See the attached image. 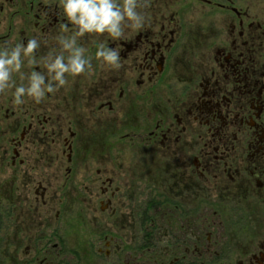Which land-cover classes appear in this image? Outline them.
<instances>
[{
	"label": "flooded vegetation",
	"instance_id": "1",
	"mask_svg": "<svg viewBox=\"0 0 264 264\" xmlns=\"http://www.w3.org/2000/svg\"><path fill=\"white\" fill-rule=\"evenodd\" d=\"M65 3L0 0V264L92 255L70 214L113 264H264V0H132L115 32Z\"/></svg>",
	"mask_w": 264,
	"mask_h": 264
},
{
	"label": "clouds",
	"instance_id": "2",
	"mask_svg": "<svg viewBox=\"0 0 264 264\" xmlns=\"http://www.w3.org/2000/svg\"><path fill=\"white\" fill-rule=\"evenodd\" d=\"M65 7L67 13L72 20H78V23L82 25L80 29L83 32L85 29L91 30L96 29L99 32H104L107 27L109 31L115 32L117 30L118 22L123 18V15H127L129 18L135 16L134 6L132 0H125L122 5H117L116 0H66ZM116 10H113V9ZM123 9V13L121 11ZM79 12L80 15L77 17L76 13ZM36 47L35 39L29 41L26 52L31 53ZM66 47H71V45H66ZM96 55L98 57H106L107 60H115L116 56L114 54H105V52L98 50ZM19 49L9 56L7 52H4L0 56V85L10 79V73L13 71V66L15 69H19L20 62L18 59ZM80 52L76 51L71 60L70 66H66L62 61L63 56L58 57L55 64L51 65L52 69H56V76L54 79H59L61 83H64L63 73L65 71H70L72 73H79L85 70L84 62L80 60ZM15 62V64H14ZM42 83V78L35 80L32 83L31 93H35L37 98H39L40 85ZM25 88L19 86L16 89V100L19 103L22 94H24Z\"/></svg>",
	"mask_w": 264,
	"mask_h": 264
},
{
	"label": "rangeland",
	"instance_id": "3",
	"mask_svg": "<svg viewBox=\"0 0 264 264\" xmlns=\"http://www.w3.org/2000/svg\"><path fill=\"white\" fill-rule=\"evenodd\" d=\"M138 9H139L138 7H136L134 9V12H135V16L133 17L134 18V24L136 23V21L138 19L136 17ZM138 170H141V168H139ZM137 173H139V171H137ZM137 181H139L140 184L136 182V185H138V186L140 185V189H138L136 192V198H137V200L142 201L143 200V193H144L142 190V180L138 179ZM90 216H92V213H89V216L87 213V215H86V221L87 222H90L89 221ZM213 218L217 219V222L219 221V216H213ZM229 218H230L229 215L224 217V219H226L227 223H229V221H228ZM78 222H80L78 220V216L75 214L74 215L70 214V225H71V236H70V238H71V241H73L75 244L73 249L78 248V246H77L78 243L82 242L83 240H92V242H93L92 246H93L94 253L92 255L83 256L81 253H78L76 251L75 252L71 251V253H72L71 254V264H113L115 259L117 260V257L115 254L110 256V257H105L104 255H99L97 253L100 248L105 249L103 239L100 242V241H98L99 237L95 234H92V235L84 234L83 235V234L79 233L76 229V224ZM99 222H100V224L108 223V221H106V220H101ZM232 222H233V226H235V227L240 226L238 221H231V223H229V224H232ZM91 223H92V225L97 224V222H92V221H91ZM72 255H76V256L72 257ZM198 264H202V262L199 261Z\"/></svg>",
	"mask_w": 264,
	"mask_h": 264
}]
</instances>
